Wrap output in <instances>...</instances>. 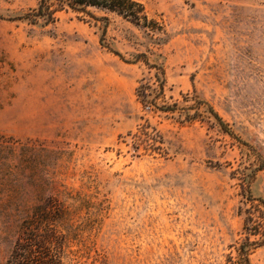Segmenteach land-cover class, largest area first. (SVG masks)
I'll use <instances>...</instances> for the list:
<instances>
[{
  "label": "rangeland",
  "instance_id": "rangeland-1",
  "mask_svg": "<svg viewBox=\"0 0 264 264\" xmlns=\"http://www.w3.org/2000/svg\"><path fill=\"white\" fill-rule=\"evenodd\" d=\"M136 1L161 31L98 9L107 21H12L39 0H0V264L48 199L67 213L62 264H226L244 183L264 199V0ZM140 54L165 68L173 102L198 96L247 145L213 118L144 111L135 89L155 71L126 62ZM145 121L163 156L135 152Z\"/></svg>",
  "mask_w": 264,
  "mask_h": 264
},
{
  "label": "trees",
  "instance_id": "trees-1",
  "mask_svg": "<svg viewBox=\"0 0 264 264\" xmlns=\"http://www.w3.org/2000/svg\"><path fill=\"white\" fill-rule=\"evenodd\" d=\"M91 9L115 13L137 26L152 31L162 30L160 22L150 18L144 4L136 0H39L37 7L11 20H25L30 24H38L42 20L47 25H54L58 21V14L65 11L81 15L79 17L86 15L96 21L108 20L107 17L99 18L91 12ZM110 51L124 59L119 52ZM126 62L132 64L142 62L148 73L155 71L153 76H143L135 89V96L144 111L160 112L172 117L176 115L180 123L189 124L210 123L213 118L224 132L236 138L229 124L210 104L199 99L198 96L183 93L184 104L181 105L179 101L173 102L172 96L167 95L169 86L165 68L151 64L146 54H140L134 61ZM129 136L134 139L135 152L143 148L150 155H164L163 137L148 121L140 124L137 131L130 133ZM238 141L241 142L239 139ZM241 143L245 144V142ZM244 186L243 196L248 193L247 206L243 210L244 233L239 241L229 246L230 252L227 254L226 264H252V254L264 246V199L254 198ZM66 215L61 203L55 199H48L38 205L32 215L22 222L7 264H62L61 250L64 235L58 230V224L66 218Z\"/></svg>",
  "mask_w": 264,
  "mask_h": 264
}]
</instances>
